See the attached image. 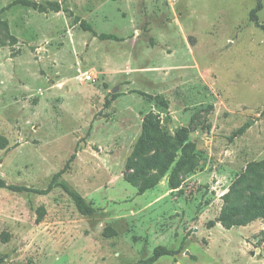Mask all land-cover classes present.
<instances>
[{
	"label": "rangeland",
	"instance_id": "1",
	"mask_svg": "<svg viewBox=\"0 0 264 264\" xmlns=\"http://www.w3.org/2000/svg\"><path fill=\"white\" fill-rule=\"evenodd\" d=\"M13 1L0 0V178L45 189L77 152L62 179L96 213L81 215L61 188H0L2 264H147L157 247L178 254L153 264H264L263 220L209 226L234 181L264 160L257 0H36L60 13ZM150 112L171 134L188 130L195 165L177 189L168 174L139 195L126 164Z\"/></svg>",
	"mask_w": 264,
	"mask_h": 264
},
{
	"label": "trees",
	"instance_id": "2",
	"mask_svg": "<svg viewBox=\"0 0 264 264\" xmlns=\"http://www.w3.org/2000/svg\"><path fill=\"white\" fill-rule=\"evenodd\" d=\"M17 5L32 8L41 13L67 12V9L63 8L57 1H48L42 4L36 0H14L9 7ZM262 8V0H257L256 7L250 13V19L264 32V25L260 24L258 19V13ZM5 11L6 8L0 11V27L9 33L8 23L2 19V14ZM81 27L99 40H119L114 34H98L85 21L81 22ZM12 39L16 40L14 37ZM117 97L118 94H115L111 99H107L106 106H109ZM247 128L248 125H245L240 132H244ZM7 144V139L0 135V148L4 149ZM76 153L71 156L65 168L52 177L45 189L10 185L1 178L0 188H5L17 194H35L39 196H46L55 189L61 188L71 198L81 215L92 217L95 215L96 209L62 179L63 175L69 170L70 164L76 159ZM195 155L196 144L189 139L187 129L182 128L171 134L163 128L160 116L150 112L144 117L142 133L127 160L125 180L137 189L139 195H142L156 188L169 174L170 188L177 189L180 186L179 175L183 171L190 172L194 169ZM223 201L224 206L220 215L215 221L209 223L210 227L219 223L225 229L230 230L234 227L247 226L256 220L264 221V160L250 164L245 172L231 185L229 191L223 196ZM37 213V222L43 221L46 214L45 208L39 207ZM105 235H107L106 232ZM177 254V251L157 247L153 257L147 261V264H153L163 256H175ZM2 263L3 259H0V264Z\"/></svg>",
	"mask_w": 264,
	"mask_h": 264
},
{
	"label": "built area",
	"instance_id": "3",
	"mask_svg": "<svg viewBox=\"0 0 264 264\" xmlns=\"http://www.w3.org/2000/svg\"><path fill=\"white\" fill-rule=\"evenodd\" d=\"M90 78H91L90 76L87 77V79H90Z\"/></svg>",
	"mask_w": 264,
	"mask_h": 264
}]
</instances>
